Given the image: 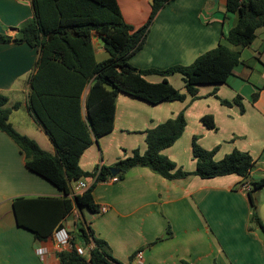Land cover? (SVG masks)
Segmentation results:
<instances>
[{
	"label": "crops",
	"instance_id": "1",
	"mask_svg": "<svg viewBox=\"0 0 264 264\" xmlns=\"http://www.w3.org/2000/svg\"><path fill=\"white\" fill-rule=\"evenodd\" d=\"M116 1L123 19L135 27L141 26L150 14V0ZM225 6L226 0L169 1L157 12L143 46L129 63L139 70H164L190 65L219 42L229 45L224 35L235 25L236 15L227 12ZM33 18L32 0H0V34L17 37L20 27ZM91 44L96 63L109 58L98 33L92 32ZM38 56L39 50L25 42H0V93L7 96V106L19 104L10 115L13 127L54 153L51 139L28 108L29 77ZM144 78L152 83L166 78L186 93L179 73H148ZM263 83L264 24L257 28L252 43L241 50L239 63L225 83L200 85L195 97L186 93L183 101L157 104L125 93L115 95L113 129L97 139L92 135V143L79 159L84 171H92L97 164L112 166L120 158L121 148L128 144V133H142L136 141L144 152V131L182 110L184 131L162 150L177 167L189 172L195 169L196 160L190 154L193 136L204 149L216 148L215 160L237 149L248 152L256 164L245 178L230 174L209 179L194 174L166 179L148 167H133L123 178L99 182L94 187L98 211L74 207L62 219V227L74 237L78 224L90 227L97 238L106 242L110 254L124 264H264V240L249 230L250 203L246 192L240 190L243 183L264 178V87L258 89ZM103 89L105 94L112 91L107 85ZM258 90L257 99L252 100ZM88 91L89 85L80 96L82 106ZM237 96L241 97L243 111L234 102ZM221 100L232 104L224 105ZM67 113L73 119L70 124L75 125L76 113ZM81 114L86 117L84 107ZM204 115L213 116L214 129L202 123ZM85 181L88 186L91 179ZM20 196L63 194L29 170L18 145L0 131V264H62L54 232L37 239L17 225L13 200ZM102 207L106 210L101 211ZM89 245L76 240L85 255ZM138 250L142 251L141 260L135 258Z\"/></svg>",
	"mask_w": 264,
	"mask_h": 264
},
{
	"label": "trees",
	"instance_id": "2",
	"mask_svg": "<svg viewBox=\"0 0 264 264\" xmlns=\"http://www.w3.org/2000/svg\"><path fill=\"white\" fill-rule=\"evenodd\" d=\"M171 0H150L151 11L147 20L138 27L128 24L122 16L116 0H32L34 18L22 25L17 37L0 34V42L27 43L39 50L35 71L29 77L31 91L28 108L36 122L51 139L55 152L42 149L35 140L19 133L10 122L13 109L19 104L7 106L8 98L0 93V131L7 134L20 148L25 165L32 172L52 183L62 197L38 196L17 197L13 200L16 223L34 235L45 239L54 230L62 227L61 221L74 207L98 211L93 198V189L111 176L118 179L133 167H148L166 179L184 178L194 174L202 179L236 174L248 176L256 160L248 153L237 149L215 160L216 148L207 150L191 140L192 155L196 160L192 172L177 167L176 163L161 152L170 147L183 133L186 119L184 111L169 118L145 133L146 149L118 159L112 166L97 164L92 171H84L79 159L84 150L95 139L113 129L115 95L125 93L146 102L186 98V93L195 97L198 86L225 83L239 63L241 50L249 46L258 27L264 24V0H226V11L236 15L235 25L224 35L229 45L219 42L216 47L198 56L190 65H174L164 70H139L129 63L130 57L144 44L149 27L157 12ZM92 32L103 39V47L109 58L96 63L92 49ZM157 73L166 76L179 73L186 93L176 89L166 78L152 83L145 74ZM89 85L84 106L80 96ZM104 85L112 91L104 93ZM264 83L258 88L261 90ZM258 91L252 94L257 99ZM241 111V97L234 99ZM224 105L232 102L221 100ZM84 107L86 117L81 110ZM67 112L76 113V124ZM209 129L215 128L212 115L201 117ZM111 168H117L113 175ZM82 178L91 179L86 189L73 193L71 183ZM252 188L246 192L250 203L249 224H255L264 233V224L257 214L254 193L264 188V178L249 181ZM77 235L70 241V248L58 252L62 264H124L108 251L103 239L80 223ZM76 240L83 246L92 243L88 254H80ZM182 264H189L185 261Z\"/></svg>",
	"mask_w": 264,
	"mask_h": 264
},
{
	"label": "built area",
	"instance_id": "3",
	"mask_svg": "<svg viewBox=\"0 0 264 264\" xmlns=\"http://www.w3.org/2000/svg\"><path fill=\"white\" fill-rule=\"evenodd\" d=\"M108 180L115 182L118 180V178L116 176H111L108 178ZM86 188H87V184H86V182H84L82 180H78V181L73 182V185H72L73 193H79ZM251 188H252V186H251L250 182H245L240 186V190H242L244 192H247ZM100 210L105 211L106 208L102 207ZM53 237H54V240L56 241V244H57L59 251L66 250V249L70 248V241L72 239V236H71L70 232L67 229H65L64 227L56 229L53 233ZM91 247H92V244L89 245V247H87L88 250L91 249ZM77 250L80 254L85 253L84 248L81 246L77 247ZM135 258H137L138 260L142 259V251L141 250H138L135 253Z\"/></svg>",
	"mask_w": 264,
	"mask_h": 264
},
{
	"label": "rangeland",
	"instance_id": "4",
	"mask_svg": "<svg viewBox=\"0 0 264 264\" xmlns=\"http://www.w3.org/2000/svg\"><path fill=\"white\" fill-rule=\"evenodd\" d=\"M140 134H142V133H139V132L128 133V135L126 137L127 140H128V144H126V147L124 146V147L121 148L120 153H122V154H121L120 158H124L126 156L131 155V153H132L131 151H133L135 149H137L140 153L143 152L142 150H140L142 148H140V146L138 145V143L136 141V139L139 138ZM133 146H134V148H131ZM162 154L165 155L164 153H162ZM190 154H192V151L190 152ZM166 157H168V156H166ZM192 157H193V155H192ZM184 158H186V156H184ZM169 159H171V158H169ZM81 180L84 181V182H86L85 181V178H82ZM255 198H256L257 209H258L257 214L262 219L263 224H264V189L256 192L255 193ZM248 227H249V230L251 232L253 231V232L257 233L264 240V233H262L261 230L257 229V227H256V225L254 223L253 224H249Z\"/></svg>",
	"mask_w": 264,
	"mask_h": 264
},
{
	"label": "water",
	"instance_id": "5",
	"mask_svg": "<svg viewBox=\"0 0 264 264\" xmlns=\"http://www.w3.org/2000/svg\"><path fill=\"white\" fill-rule=\"evenodd\" d=\"M111 173L113 175H116L118 173V169L117 168H111Z\"/></svg>",
	"mask_w": 264,
	"mask_h": 264
}]
</instances>
